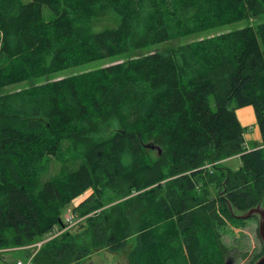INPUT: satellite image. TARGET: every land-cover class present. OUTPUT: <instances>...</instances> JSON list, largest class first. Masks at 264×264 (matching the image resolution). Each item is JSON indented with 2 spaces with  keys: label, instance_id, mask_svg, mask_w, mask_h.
I'll list each match as a JSON object with an SVG mask.
<instances>
[{
  "label": "trees",
  "instance_id": "obj_1",
  "mask_svg": "<svg viewBox=\"0 0 264 264\" xmlns=\"http://www.w3.org/2000/svg\"><path fill=\"white\" fill-rule=\"evenodd\" d=\"M105 10L120 25L92 31ZM263 13L264 0H0V249L44 238L62 210L91 190L73 210L85 218L77 225L87 226L90 246L78 247L67 230L46 242L33 264H75L90 250L123 251L133 225L130 264L222 259L218 229L238 220L229 206L235 214L259 204L264 210V147L247 151L235 113L253 108L264 146V24L166 45ZM132 39L135 51L160 47L8 91L120 57ZM110 116L115 124L99 137L95 122ZM89 135L98 141L81 148L94 139ZM65 143L82 163H64L42 182L48 160H60ZM235 156L240 167L231 171L224 161ZM211 185L219 190L212 200ZM106 192L114 195L107 202Z\"/></svg>",
  "mask_w": 264,
  "mask_h": 264
},
{
  "label": "rangeland",
  "instance_id": "obj_2",
  "mask_svg": "<svg viewBox=\"0 0 264 264\" xmlns=\"http://www.w3.org/2000/svg\"><path fill=\"white\" fill-rule=\"evenodd\" d=\"M30 1L31 0H21L22 3H28ZM43 15L47 19L52 17V14L49 12V10L46 7L43 8ZM261 24H264V13L257 17L250 18V20L218 27V28H215L203 34L181 38L177 40L176 42L167 44L166 46L183 45L186 43L197 41L199 39L211 37V36L218 35L221 33H226L228 31H234V30L247 27V26L258 27ZM119 25H120V18L111 10H105L103 12L102 11L99 12L97 16L95 17V19L92 21L91 30L94 32L95 31L97 32V31H102L107 28H116ZM135 41H136L135 39H132L129 45L128 51L120 57L91 62V63H87V64H84L78 67H73V68L58 72L56 74L49 75L48 77H41L37 79H32L30 81L28 80L20 85L9 88L8 91H14L17 89H27L29 87L40 85V84H43V83H46L52 80H56V79H60L64 77H70V76L79 75L85 72L93 71V70L102 68L104 66L116 63L118 61H127L131 58L136 57L137 55H141L144 53H149V52L158 50L157 48L160 47V45H157L152 48L150 47V48L143 49L142 51L141 50L135 51L133 48V44L135 43ZM164 46L162 47L164 48ZM245 108H251L253 110L252 107L248 106V107L237 109L236 111H240ZM239 119L241 123H244L243 119L240 116H239ZM114 122L116 121L111 116L105 119H102L100 121L99 120L96 121L95 122L96 123L95 128L97 130L96 134H100L99 137L100 136L107 137L110 131L108 126L115 124ZM243 128L244 130L246 129L245 127ZM89 136L94 139L92 140L86 139L83 142H81L80 143L81 148L89 147L98 141V139H95L96 136H93V135H89ZM263 147L264 146H262V143H261V146L259 148H263ZM64 148L65 150H63V155L60 158V160H54V159L48 160L46 172L41 177L42 182L47 181L48 179L54 176H58L60 173L61 167L63 166L64 163L69 165L71 168H75L80 163H82V159L77 155L73 147L71 146L69 147L68 144L65 143ZM153 151H156V150H153ZM151 157L154 158L155 155L152 153ZM210 166L211 164H208L205 166V168H210ZM224 166H226V168L231 171H235L240 167V158L238 156H235L230 159H227L224 161ZM218 191H219L218 188H215L212 185L207 187V193H208L207 198L210 200L217 198ZM90 194H91V190L86 191L84 194H82L81 196L73 200L71 204H69L62 210L61 218H63V216L71 215L75 218V220L78 221V224L84 221L85 218L78 217L77 215L73 213V210L79 203H81V201L83 202L85 199H87L90 196ZM110 198H114V195L109 192H106L105 201L107 202ZM108 204L109 202L107 203V205ZM81 225H83V222ZM133 227H135V229L133 233H131V236L127 242L126 249L123 250L122 253L113 252V253H116L117 256L118 255L120 256V258L122 259L121 264H127L128 259L127 260H124V259L127 257V254L131 252V250L134 248L135 243H136L137 227L136 225L135 226L133 225ZM69 231H71V235L75 239V243L77 244L78 247L79 246H86V247L90 246L91 237L87 231L86 225L82 228H79L77 225L76 227H74L73 229ZM217 234H218V239L220 242V246L216 248V251L218 252L217 255L219 256V258L220 256L221 257L223 255L224 256L222 259L220 258L216 264H223L226 259L231 260L232 264H252L260 256L264 255V244L262 243V241L260 240L258 236V218L256 216L251 217L249 219H245V220L229 219L225 222L223 226H221L218 229ZM46 235L44 236V238L38 241H35V242L44 241L46 238ZM171 244H173L174 248L176 249L177 245L181 243L180 241L175 240L171 242ZM22 246H26V245H22ZM22 246H18V247H22ZM18 247L0 249V264H16V262L21 261V260L23 261V263L27 262V258H25V256L28 252L16 250V248ZM41 248L39 250H35L34 258H32L31 260L32 264H33V260L35 259L36 255L39 253ZM2 250H6V251H2ZM104 252H108V251L104 249L94 250L92 253V251L90 250L89 254L86 257L80 259L79 263H75V264H88L91 260H94L98 255ZM128 264H130V262H128Z\"/></svg>",
  "mask_w": 264,
  "mask_h": 264
},
{
  "label": "built area",
  "instance_id": "obj_3",
  "mask_svg": "<svg viewBox=\"0 0 264 264\" xmlns=\"http://www.w3.org/2000/svg\"><path fill=\"white\" fill-rule=\"evenodd\" d=\"M63 218H61L60 223H58L57 226L53 227L51 231L47 233L44 241L35 242L30 245L16 248V250L28 252L25 256V258H27V262L23 263V261L21 260V261L16 262V264H32L31 260L32 258H34L35 250H39L45 242L55 238L56 236L63 233L65 230L67 231V230L73 229L78 224V221L75 220V218L71 215L63 216ZM2 251H6V250H2Z\"/></svg>",
  "mask_w": 264,
  "mask_h": 264
},
{
  "label": "crops",
  "instance_id": "obj_4",
  "mask_svg": "<svg viewBox=\"0 0 264 264\" xmlns=\"http://www.w3.org/2000/svg\"><path fill=\"white\" fill-rule=\"evenodd\" d=\"M236 116L240 125L246 128L243 137L247 151L259 148L261 146V138L256 124L254 111L251 108H245L236 111ZM239 116L243 119L244 123L240 122Z\"/></svg>",
  "mask_w": 264,
  "mask_h": 264
},
{
  "label": "water",
  "instance_id": "obj_5",
  "mask_svg": "<svg viewBox=\"0 0 264 264\" xmlns=\"http://www.w3.org/2000/svg\"><path fill=\"white\" fill-rule=\"evenodd\" d=\"M145 147L150 150H157L158 155H160L161 153L160 149L152 144H147ZM229 210L231 211L232 215L235 218L242 220L256 216L258 218V236L262 241V243L264 244V210L262 209L260 204L257 207L252 208L242 214H235L230 206H229ZM58 222L60 223V219L58 220ZM254 264H264V255L260 257Z\"/></svg>",
  "mask_w": 264,
  "mask_h": 264
},
{
  "label": "flooded vegetation",
  "instance_id": "obj_6",
  "mask_svg": "<svg viewBox=\"0 0 264 264\" xmlns=\"http://www.w3.org/2000/svg\"><path fill=\"white\" fill-rule=\"evenodd\" d=\"M122 252L123 251H120L119 253H122ZM262 256H260V257H262ZM121 260L122 259L120 258L119 255L117 256L116 253L108 251V252H104V253L98 255L94 260H91L88 264H121ZM124 260H127V264H128V262L130 260L129 254H127V257ZM257 260H255L252 264H254ZM223 264H232V261L226 259Z\"/></svg>",
  "mask_w": 264,
  "mask_h": 264
}]
</instances>
